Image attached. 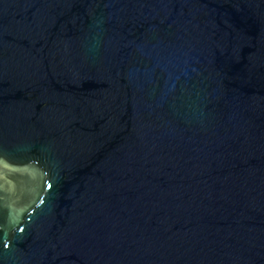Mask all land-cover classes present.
Listing matches in <instances>:
<instances>
[{"label":"water","instance_id":"95a60500","mask_svg":"<svg viewBox=\"0 0 264 264\" xmlns=\"http://www.w3.org/2000/svg\"><path fill=\"white\" fill-rule=\"evenodd\" d=\"M0 264H264V0H0Z\"/></svg>","mask_w":264,"mask_h":264}]
</instances>
